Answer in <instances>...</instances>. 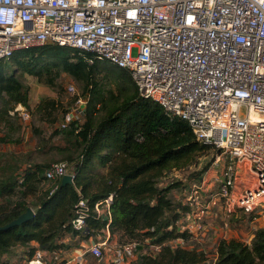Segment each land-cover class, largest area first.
I'll use <instances>...</instances> for the list:
<instances>
[{"label":"built area","instance_id":"built-area-1","mask_svg":"<svg viewBox=\"0 0 264 264\" xmlns=\"http://www.w3.org/2000/svg\"><path fill=\"white\" fill-rule=\"evenodd\" d=\"M59 44L93 55L130 72L140 95L157 102L171 118L190 125L198 140L225 158L215 182H184L176 221L191 238L203 233L204 219L219 204L232 215L264 207V0H0V61L15 52ZM76 93L73 84L68 85ZM88 95L76 93L59 128L80 123ZM20 120L31 118L18 104ZM13 113V112H12ZM67 161L53 162L48 181L62 180ZM53 186L51 192L56 189ZM113 196L96 202L97 218L107 219L104 238L66 259L63 249L37 248L26 264H130L141 243H119L110 231ZM90 205L80 199L72 226L86 232ZM156 256L163 244L185 245L178 237L150 243ZM110 248V249H109ZM110 250L111 252H108Z\"/></svg>","mask_w":264,"mask_h":264},{"label":"trees","instance_id":"trees-1","mask_svg":"<svg viewBox=\"0 0 264 264\" xmlns=\"http://www.w3.org/2000/svg\"><path fill=\"white\" fill-rule=\"evenodd\" d=\"M92 57L83 50L45 44L19 50L0 61V143L23 141V122L14 111L18 104L33 113L30 88L23 76L32 75L54 86L66 73L82 82L83 94L88 95L84 119L59 128L70 144L66 149L67 158L74 164L72 183L48 181L46 167L41 164L29 163L18 171L14 162L0 160V226L28 207L34 210L32 219L0 230V256L10 254L16 246L24 248L26 260L37 248H67L63 242L66 237L81 236L73 228L72 219L82 198L90 205L85 237L102 231L107 219L97 218L93 206L110 195V231L120 243L144 242L145 238L150 243H163L178 237L188 242L191 238L176 225L190 206L171 196L172 189L184 185L185 180L163 181L173 171L198 166L203 156L217 150L198 140L187 121L169 117L157 102L140 95L129 71L105 60L91 62ZM106 86L120 92L125 88L124 97L106 103L102 99L104 91L115 95ZM57 104L56 99H43L35 111L39 115L52 114ZM211 164H203L191 179L201 181ZM30 195L37 197L33 205L28 201ZM130 264H264V227L257 228L249 242L221 238L213 262L202 249L167 243L156 256L140 254Z\"/></svg>","mask_w":264,"mask_h":264},{"label":"rangeland","instance_id":"rangeland-1","mask_svg":"<svg viewBox=\"0 0 264 264\" xmlns=\"http://www.w3.org/2000/svg\"><path fill=\"white\" fill-rule=\"evenodd\" d=\"M104 72V70L101 71V73ZM22 80L30 88V105L33 113L29 120L23 121V141L21 143H0L1 162H14L15 165L19 166L18 171L29 163L33 165L41 164L46 167V171L53 162L63 160L68 162V170L71 171L74 168V164L67 158L69 152L66 149L70 147V144L66 138H63L62 131L59 129L58 125L62 115L75 103L76 93L84 95L83 83L66 73H63L62 76L59 77L58 82L60 84L54 86H49L32 75H25L22 77ZM70 84L75 86L76 93H71L68 90V85ZM106 87L115 91V95L107 91L103 92L102 99L105 100L106 103H111L118 99L121 100L125 95V88L120 92L118 88ZM43 99H56L58 102L57 110L52 114H37L35 108ZM217 156L218 153L214 151L210 155L203 156L200 159V164L198 166H193L186 171H173L164 178L163 184L181 180L182 178L185 181H192L191 178L195 177V174L199 172L201 166L208 161L212 162L209 168L211 170L208 175L205 176V174H203V177L214 183L216 178L220 176L225 162L224 156H222L219 161H216ZM47 183L48 182L45 181V187L47 186ZM171 196L177 202L183 200V183H180L178 187L172 189ZM36 200V196L30 195L28 197V201L31 202V205H33ZM256 211L257 212L252 215L243 211L228 215L223 211L219 204L212 205V214L207 216L203 221V224L205 225L204 232L199 233L194 238H190L185 245L191 248L204 250L213 262L216 244L221 238L236 237L249 242L254 231L257 228L264 226V207H259ZM255 215L256 217H254ZM85 235V232H81V236L80 234L74 237L68 236L66 237L68 240L65 238L63 242L68 246L67 249L75 250L104 238L105 234L103 231H100L98 233L90 234L87 237H85ZM113 239L120 243L118 236L113 237ZM129 241L131 240H125V243ZM139 242L141 245L138 247L136 257L140 254H147L151 251L149 244L143 241ZM172 246L178 245L176 244ZM107 251L111 252L110 250ZM24 255V248L16 246L11 250L10 254L0 256V264H26V257ZM84 264H96L95 257L88 253Z\"/></svg>","mask_w":264,"mask_h":264},{"label":"water","instance_id":"water-1","mask_svg":"<svg viewBox=\"0 0 264 264\" xmlns=\"http://www.w3.org/2000/svg\"><path fill=\"white\" fill-rule=\"evenodd\" d=\"M73 182V178L71 174H66L62 177V183L66 184V183H72ZM34 217V210L32 207H28L27 210L22 213L20 216H18L17 218L13 219L11 222L0 226V230H4V229H8L11 228L13 226H17L22 224L23 222L32 219Z\"/></svg>","mask_w":264,"mask_h":264},{"label":"crops","instance_id":"crops-1","mask_svg":"<svg viewBox=\"0 0 264 264\" xmlns=\"http://www.w3.org/2000/svg\"><path fill=\"white\" fill-rule=\"evenodd\" d=\"M210 170L211 169H208L204 174H205V176L206 175H208L209 173H210ZM205 178V177H204ZM207 180V179H206ZM209 181V180H208ZM253 212H257L256 210L255 211H253ZM254 217H256V216H254ZM262 227H264V226H262ZM254 234V233H253ZM252 237H253V235H252ZM251 237V238H252ZM67 240H68V238H66ZM35 245H37V244H35ZM67 248H68V246H67ZM63 249V252H62V255L64 256V258H66V259H69L70 257H74V256H78V255H80L81 254V252H82V250H81V248H79V249Z\"/></svg>","mask_w":264,"mask_h":264}]
</instances>
